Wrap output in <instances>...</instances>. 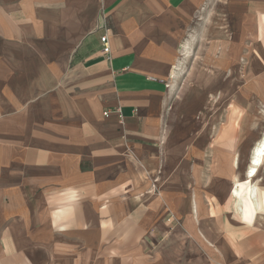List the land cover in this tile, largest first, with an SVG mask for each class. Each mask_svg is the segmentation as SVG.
Listing matches in <instances>:
<instances>
[{
    "label": "crops",
    "instance_id": "crops-1",
    "mask_svg": "<svg viewBox=\"0 0 264 264\" xmlns=\"http://www.w3.org/2000/svg\"><path fill=\"white\" fill-rule=\"evenodd\" d=\"M198 38L264 71V0H0V264H264L207 150L160 143Z\"/></svg>",
    "mask_w": 264,
    "mask_h": 264
},
{
    "label": "rangeland",
    "instance_id": "rangeland-1",
    "mask_svg": "<svg viewBox=\"0 0 264 264\" xmlns=\"http://www.w3.org/2000/svg\"><path fill=\"white\" fill-rule=\"evenodd\" d=\"M225 42L198 38L190 48L184 44L178 49L170 92L164 99L160 143L178 149L204 147L208 173L230 180L224 192L227 206L222 207L228 222L241 217L245 223L264 225V215L253 221L257 210L248 212L249 218L238 211V196L232 187L234 175L246 180L252 148L264 133V71L257 64L260 58L249 53L251 41H241L242 54L236 53L235 40ZM218 80L227 86L211 90ZM225 88L229 94L221 98ZM235 159H239V168H233ZM251 181L263 187L259 196L264 212V157Z\"/></svg>",
    "mask_w": 264,
    "mask_h": 264
},
{
    "label": "bare ground",
    "instance_id": "bare-ground-1",
    "mask_svg": "<svg viewBox=\"0 0 264 264\" xmlns=\"http://www.w3.org/2000/svg\"><path fill=\"white\" fill-rule=\"evenodd\" d=\"M228 94H229V89L227 88L223 89L221 92V98L227 97ZM263 157H264V133L252 148L250 165L247 169L246 180L239 179L237 175H234V183L232 186L234 188V193L238 196L237 209L240 213H242V215L249 218L248 212L250 214H253L254 210L258 211L254 215L253 218L254 222L256 221L258 216L264 215V212H262L263 202L259 196V190L260 188L263 187H260L251 181V179L256 176L257 169L262 164ZM234 168H239V159H235ZM244 194H246L248 200H246L247 198L245 197Z\"/></svg>",
    "mask_w": 264,
    "mask_h": 264
},
{
    "label": "built area",
    "instance_id": "built-area-1",
    "mask_svg": "<svg viewBox=\"0 0 264 264\" xmlns=\"http://www.w3.org/2000/svg\"><path fill=\"white\" fill-rule=\"evenodd\" d=\"M101 40H102V42H103V44H104L103 52H104V53H110V46H109V44H108V42H107V37H106V35H104V36L101 38ZM104 114H105L106 116H108V115L110 114V111H105Z\"/></svg>",
    "mask_w": 264,
    "mask_h": 264
}]
</instances>
